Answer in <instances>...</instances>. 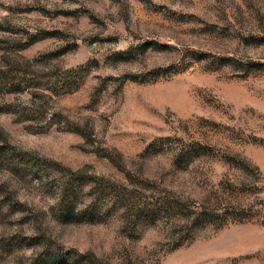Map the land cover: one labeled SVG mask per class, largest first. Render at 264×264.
Listing matches in <instances>:
<instances>
[{
  "label": "rangeland",
  "instance_id": "obj_1",
  "mask_svg": "<svg viewBox=\"0 0 264 264\" xmlns=\"http://www.w3.org/2000/svg\"><path fill=\"white\" fill-rule=\"evenodd\" d=\"M0 264H264V0H0Z\"/></svg>",
  "mask_w": 264,
  "mask_h": 264
},
{
  "label": "trees",
  "instance_id": "obj_2",
  "mask_svg": "<svg viewBox=\"0 0 264 264\" xmlns=\"http://www.w3.org/2000/svg\"><path fill=\"white\" fill-rule=\"evenodd\" d=\"M65 191V189H64ZM214 211V210H213ZM213 211L197 210L188 214L192 224H227L231 218L229 213L216 214Z\"/></svg>",
  "mask_w": 264,
  "mask_h": 264
}]
</instances>
